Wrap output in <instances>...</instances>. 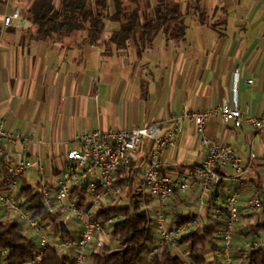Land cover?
<instances>
[{"label": "crops", "instance_id": "0c3cea01", "mask_svg": "<svg viewBox=\"0 0 264 264\" xmlns=\"http://www.w3.org/2000/svg\"><path fill=\"white\" fill-rule=\"evenodd\" d=\"M54 1L60 5L61 0ZM172 2L188 26L184 39L168 40L160 34L139 55L134 46L107 49L106 42L120 28L114 21L106 23L104 38L96 44L84 43L85 33L81 32L38 39L27 13L32 0H1L0 118L7 129L30 138L8 146L6 159L10 163L41 160L44 171L34 165L11 188L0 161V220H20V210L31 211L25 194L28 188L38 193L39 187H47L55 199L67 152L78 146L77 138L85 130L135 129L152 124L167 127L168 120L185 108L206 109L224 102L233 106L235 99L247 114H263L264 0ZM141 3L148 9L156 0ZM14 9L21 10L23 18L4 27V15ZM207 135L235 148L246 167L244 176L238 180L234 169L226 166L221 170L223 183L209 196L202 198L198 186H192L161 207L148 196L147 213L154 220L157 242L159 215L168 229L186 217L201 222L196 230L212 222L225 224V201L237 194L241 223L233 246L240 249L254 235L249 227L264 225V205L254 213L243 211L252 196L251 186L264 185V124L255 128L245 122L236 127L213 117L208 120ZM151 146L145 141L137 159L121 166L117 173V184L129 204L132 197L141 196V176ZM204 155L195 124L184 122L175 141L162 150L161 167L171 174H183L201 163ZM108 200L104 199L100 208L108 207ZM69 221L74 222V228L68 226ZM47 223L57 237H61L62 227L70 235L81 230L75 218L63 213L52 215ZM255 234L263 236L264 230ZM101 238L113 247L112 231ZM220 242L216 241L218 246ZM204 254L207 264H222L219 251L213 247Z\"/></svg>", "mask_w": 264, "mask_h": 264}, {"label": "built area", "instance_id": "2783aa9c", "mask_svg": "<svg viewBox=\"0 0 264 264\" xmlns=\"http://www.w3.org/2000/svg\"><path fill=\"white\" fill-rule=\"evenodd\" d=\"M23 18L19 9H14L4 15V27L11 26L16 20ZM251 82V81H249ZM218 118L236 127L245 122L255 128L264 124V112L261 116H254L244 112L234 100V105L227 102L219 106L206 109L185 108L180 114L172 116L169 126L162 127L152 124L135 129L107 130L94 129L81 132L77 138L78 146L67 152L66 165L61 170L57 181L56 195L53 200L47 187H39L37 192L42 197L43 205L50 214L60 216L62 213L75 218L81 225L78 235L68 238L57 237L47 221L35 217L31 211L20 210V220L24 228L32 233L31 239L41 248L31 257L21 261L8 260L7 252H0V264H38L43 259V248L56 247L63 255H72L76 264H90L93 250H101L107 244L101 236L107 234V229L122 221L125 216L121 213L105 219L98 216L100 205L104 199L118 200V207L122 206L123 189L117 184V173L121 166L131 164L137 159L145 141L152 143L147 166L141 176L140 210L148 212L146 202L152 197L159 207L163 206L173 195L186 192L192 186H198L201 197H207L212 190L221 185L224 177L221 170L231 166L240 180L246 173L242 157L234 147L207 135V123L210 118ZM184 122H193L200 135L205 155L201 163L183 174H171L161 167L162 150L171 145ZM30 141V138L19 132H12L5 127L0 118V161L4 162L9 186L13 188L16 181L34 165L40 172L44 171L41 160L36 162L19 161L10 163L7 157V147ZM252 196L243 208L246 213H254L263 209L264 185H252ZM134 199V197H132ZM131 199V200H132ZM201 206L204 201L201 199ZM138 211L133 210V214ZM226 221L221 232L219 257L222 264H235L233 240L237 226L241 223L237 194L230 195L225 201ZM157 227L160 229L157 242L148 251V257H160L169 249L182 259L184 264H195L190 259V245L183 248L180 239L196 231L201 226L197 219H191L173 228L163 227V217H157ZM96 243L94 244V242ZM188 244V243H185ZM93 247V248H92ZM245 247L251 250L264 252V235L254 234L246 239Z\"/></svg>", "mask_w": 264, "mask_h": 264}, {"label": "trees", "instance_id": "16d2710c", "mask_svg": "<svg viewBox=\"0 0 264 264\" xmlns=\"http://www.w3.org/2000/svg\"><path fill=\"white\" fill-rule=\"evenodd\" d=\"M112 1L61 0L57 6L54 0H32L27 13L35 25V37L38 39H52L55 36L62 38L81 32L85 33L84 43L96 44L103 40L108 21L120 24V28L108 39V44L117 49L133 45L139 55L151 47L160 34H164L168 40L184 39L188 26L184 14L172 0H156V5L148 9L143 7L141 0H130L127 4L125 0ZM131 3L136 5L133 9L129 5ZM25 194L35 217L43 221L52 218L39 193L28 188ZM138 196L135 195L127 206L100 208L98 216L103 219L117 213L123 214L125 218L115 223L111 229L118 245L111 247L105 244L103 249L93 250V262L90 264H184L180 256L169 249L160 257H148V251L156 243V229L149 213L140 210ZM133 210L138 211L137 214H133ZM189 219L190 217H186L177 225ZM222 224L212 222L180 239L181 244L190 245V259L195 264H207L204 251L209 246L219 251L216 241L221 240L225 225ZM249 229L255 234L264 230V225L250 226ZM59 232L62 238L70 237L64 227ZM40 248L26 234L20 220H0V252L6 251L8 260H24L33 256ZM239 250L244 256L243 264H264L262 250H251L245 245ZM234 258L236 259L235 254ZM38 264H76V260L74 256L63 255L58 248L49 246L43 248V259Z\"/></svg>", "mask_w": 264, "mask_h": 264}, {"label": "rangeland", "instance_id": "374dc122", "mask_svg": "<svg viewBox=\"0 0 264 264\" xmlns=\"http://www.w3.org/2000/svg\"><path fill=\"white\" fill-rule=\"evenodd\" d=\"M112 1V0H111ZM130 0H125V3L127 4L128 2H129ZM113 2V1H112ZM130 5V7L133 9L136 5L135 4H129ZM107 44H108V42H106ZM131 46H133V45H131ZM111 46L108 44L107 45V49L108 48H110ZM104 201V200H103ZM119 203H121V202H119L118 200H108L107 201V204H108V207H118V204ZM122 206H127V205H129V201H128V199H123V202H122V204H121ZM68 224V226L72 229V228H74L75 227V224H74V222H68L67 223ZM55 228V227H54ZM111 229L109 228V229H107V232H111L110 231ZM26 234L28 235V236H30V237H32V233L29 231V230H26ZM96 241L97 240H95V242H94V244L96 243ZM116 245H118L117 244V241H116V239H114L113 240V244H112V246L113 247H115ZM240 246V245H239ZM93 248V247H92ZM235 248V247H234ZM236 249H239V248H236ZM234 250L233 251V254H235L236 255V259H235V264H236V262H237V264H243V262H244V256L243 255H241V252L240 251H237V250ZM91 262H93L92 261V259H91ZM90 262V263H91Z\"/></svg>", "mask_w": 264, "mask_h": 264}]
</instances>
